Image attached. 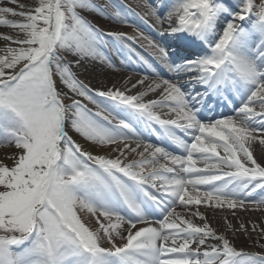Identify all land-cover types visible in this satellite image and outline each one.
<instances>
[{"label":"snow or ice","instance_id":"6c2138e0","mask_svg":"<svg viewBox=\"0 0 264 264\" xmlns=\"http://www.w3.org/2000/svg\"><path fill=\"white\" fill-rule=\"evenodd\" d=\"M146 6L150 58L81 15L128 23L112 0H0V264H264V226L192 207L264 209V0ZM109 44L156 79L94 94L73 68Z\"/></svg>","mask_w":264,"mask_h":264},{"label":"bare ground","instance_id":"6f19581e","mask_svg":"<svg viewBox=\"0 0 264 264\" xmlns=\"http://www.w3.org/2000/svg\"><path fill=\"white\" fill-rule=\"evenodd\" d=\"M25 2V0H22ZM95 3L106 6L108 0H94ZM113 4L119 5L122 9V14L126 17L128 23H115L113 21L103 19L99 15L91 12H82L83 15L88 21L94 24L103 32H122L128 37H136L134 41H129L132 46L139 51L141 54L145 55L146 58H150V49L146 47V41H143L138 38L139 33H143L145 36H153L157 30L158 25L156 24L155 18L151 15H146L148 11L146 4H153L156 0H112ZM105 10L109 13H113L114 9L112 7H105ZM8 19H16L11 16L7 17ZM0 34L15 35V33L4 26H0ZM111 40V37H107ZM3 41L0 40V47H3ZM108 57L111 58L112 62L116 65L115 68H109L105 62L94 61L91 65H85L81 69L73 68V71L76 72L77 78L83 81L90 89L93 90L95 94L96 91H103L110 87H119L123 88L125 84L129 87L132 83H135L137 80L144 78L146 75L148 79L145 81L146 84L152 83L155 76L145 70V66L142 63L137 62L136 60L129 61L127 59V53L117 52L109 44L106 49ZM68 60H72L73 57H67ZM154 60V58H152ZM123 60V62H122ZM159 66V62H155ZM87 68V71L84 69ZM160 71L165 77L170 75L166 69L160 68ZM141 88H137L135 91H140ZM158 94H150L147 99H156ZM98 100H103L101 97H96ZM87 104L88 108L92 111H96L94 105L89 104L87 101H82ZM157 111L163 113L167 112V109H157ZM164 118H169L164 116ZM143 131V129H141ZM144 136L149 142L156 143L160 146H165V143L157 139L154 133L144 132ZM76 138V137H74ZM81 142L82 139H81ZM132 146H135V143L132 142ZM175 146L169 147L168 150H172ZM1 153H4L3 149H0ZM264 145H259L258 141L254 148L255 158L264 163ZM130 159L133 157H129ZM138 158V157H136ZM198 166L202 167V165ZM203 191V187L200 189ZM249 211L245 212L242 209H236L235 215H233L232 209H211L207 208L205 205H193L192 207L198 208V210L204 213L210 225L216 229H221L225 224V217L227 220L233 224V226H238L240 221H243L249 229H251L252 224L259 226H264V209L255 210L254 205H247ZM177 211L180 212L182 209L177 208ZM239 218V219H237ZM194 222L200 223L197 218H193ZM257 236L256 233H252V237ZM237 245L239 247H244L245 250L251 251L252 246L247 244L245 237L241 236L237 240Z\"/></svg>","mask_w":264,"mask_h":264},{"label":"rangeland","instance_id":"374dc122","mask_svg":"<svg viewBox=\"0 0 264 264\" xmlns=\"http://www.w3.org/2000/svg\"><path fill=\"white\" fill-rule=\"evenodd\" d=\"M3 155H4V153H1V150H0V158H3ZM256 240H257V236H253L251 241H249V240L246 239V242H247V244H249L250 246H252V250L251 251H257V252H259V251H261V249H259L258 247L253 246L254 245V242ZM236 243H237V241H236Z\"/></svg>","mask_w":264,"mask_h":264}]
</instances>
